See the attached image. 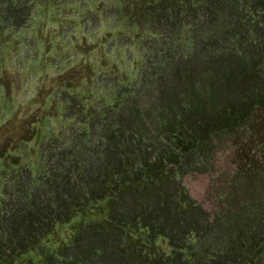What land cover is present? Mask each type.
<instances>
[{
  "label": "trees",
  "instance_id": "16d2710c",
  "mask_svg": "<svg viewBox=\"0 0 264 264\" xmlns=\"http://www.w3.org/2000/svg\"><path fill=\"white\" fill-rule=\"evenodd\" d=\"M48 23L68 56L103 27L120 60L97 77L95 133L77 106L86 124L55 154L14 167L0 151V264H264V0H0V85Z\"/></svg>",
  "mask_w": 264,
  "mask_h": 264
},
{
  "label": "rangeland",
  "instance_id": "374dc122",
  "mask_svg": "<svg viewBox=\"0 0 264 264\" xmlns=\"http://www.w3.org/2000/svg\"><path fill=\"white\" fill-rule=\"evenodd\" d=\"M54 26L48 23L44 27L42 36L46 39L39 42L38 56L28 57V61L21 65L15 62L16 58L13 57L14 53L11 50L4 56L5 70L1 74L0 85V111L4 114L0 129V151L9 158L12 165L14 162L18 165L24 162L35 165L39 159H46L49 153L55 154L58 152L57 148L49 147L52 151L45 149V144L53 142L55 138L59 139L60 146L70 143V128H76V132H81L82 125L86 124L85 120L77 117L79 112L76 109L79 106H82L84 114L92 116V131L95 133V113L110 101L105 97H110L111 84L108 85L107 91L104 83H99L97 77L102 74L112 78L117 72L115 68L118 65L115 63L120 60V54L116 45L108 46L107 53H103L101 42H104L102 38L107 35L106 29L99 27L96 33L98 39L93 44H83L80 51L68 56L66 51H72V48L66 50L55 48L58 38H54L52 31ZM62 53L73 63L57 70L51 63V58L58 59L57 55ZM125 53L130 59L129 68L132 69L134 67L132 62L140 56L136 46L127 45ZM22 55L20 52V56ZM56 86L67 89L68 95L64 96L59 92L64 100L65 98L69 100L70 96H78L80 99L71 110L60 112L58 100L55 101ZM68 103L63 101V105ZM87 119L86 121L90 120L89 117ZM4 124L10 127V131L3 128ZM21 139L25 144L23 152L16 146L22 143H19ZM13 166L15 167V163ZM185 184L191 194L198 198L206 189L207 180L189 176Z\"/></svg>",
  "mask_w": 264,
  "mask_h": 264
}]
</instances>
